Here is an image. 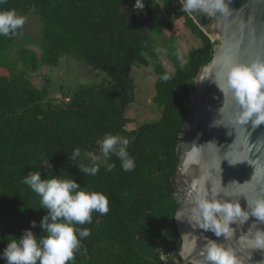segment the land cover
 <instances>
[{
  "label": "trees",
  "instance_id": "obj_1",
  "mask_svg": "<svg viewBox=\"0 0 264 264\" xmlns=\"http://www.w3.org/2000/svg\"><path fill=\"white\" fill-rule=\"evenodd\" d=\"M130 0H6L0 11L15 9L28 22L38 17L44 26L42 42L28 37L0 36V252L12 237L36 221L33 233L43 235L39 223L47 213L39 196L22 183L28 172L42 179H74L82 190L103 193L109 212L92 213V223L76 225L90 235L81 241L69 264H182L181 235L176 215L182 205L177 197L176 171L180 136L191 112V92L200 70L214 56L213 43L181 11L179 0H160L169 18L180 16L188 30L202 41L180 64L177 48L158 54L146 28L161 12V3L146 0L147 20L141 24L125 12ZM130 10V9H129ZM173 28L171 23L163 25ZM174 37L169 44L173 45ZM168 44V45H169ZM169 47V46H167ZM74 57L95 73L105 74L99 84L80 85L54 99L53 80L35 86L31 79L44 67L58 68L61 60ZM167 57L176 67L170 73L159 62ZM152 67L157 75L154 104L161 118L136 129L128 112L136 101L134 68ZM168 74V81L161 76ZM65 87H62L64 89ZM106 134L129 140L127 151L135 167L125 172L115 156H103ZM81 149L80 163L96 157L95 176L82 174L69 160ZM112 167L109 171V167ZM0 264L5 261L0 259Z\"/></svg>",
  "mask_w": 264,
  "mask_h": 264
},
{
  "label": "water",
  "instance_id": "obj_2",
  "mask_svg": "<svg viewBox=\"0 0 264 264\" xmlns=\"http://www.w3.org/2000/svg\"><path fill=\"white\" fill-rule=\"evenodd\" d=\"M226 3L228 14L186 12L216 46L213 60L197 75L192 110L180 136L175 179L182 205L176 215L182 264H202L201 251L207 240L231 248L238 264H264V250L248 243L255 231H264V222L255 217L244 223L237 220L230 225L229 234L216 237L200 228L193 213L197 200L205 194L220 202L239 203L244 210H248L247 202L264 199V124L242 121L239 105L226 89L230 63L264 60V0Z\"/></svg>",
  "mask_w": 264,
  "mask_h": 264
},
{
  "label": "clouds",
  "instance_id": "obj_3",
  "mask_svg": "<svg viewBox=\"0 0 264 264\" xmlns=\"http://www.w3.org/2000/svg\"><path fill=\"white\" fill-rule=\"evenodd\" d=\"M6 0H0V4ZM181 11L191 13L202 11L209 16L217 12L228 14L226 0H180ZM134 7L142 10V0H135ZM25 17L18 15L15 9L0 11V36H15L25 24ZM157 53L167 54L165 49H156ZM181 63H186L177 53ZM168 74L161 80L168 81ZM220 91L222 89L218 86ZM226 89L239 105L242 121H251L252 125L264 124V60L257 59L250 64L230 63L226 69ZM101 144L103 156L115 155L121 161L125 172L134 170V159L127 148L129 140L120 135L106 134ZM81 149L75 148L69 160L75 164L82 174L95 176L99 171L96 157H91V164L79 162ZM114 165L109 167L111 171ZM22 183L40 198L41 209L46 211L39 227L43 235L37 237L32 228L37 222L32 221L31 227L22 232L19 239L12 237L0 252V259L5 264H69L74 261L81 241L90 235L87 228L76 225L92 223V213L105 215L109 212L108 198L99 192H87L74 179H42L40 172H28ZM248 210L240 204L220 202L209 199L207 194L200 197L193 209L194 219L203 230L211 231L216 237L230 233V225L237 220L244 223L250 217L264 222V199L247 202ZM249 245L257 250H264V231L257 230L248 240ZM202 264H238L231 248H225L213 240H207L201 251Z\"/></svg>",
  "mask_w": 264,
  "mask_h": 264
},
{
  "label": "rangeland",
  "instance_id": "obj_4",
  "mask_svg": "<svg viewBox=\"0 0 264 264\" xmlns=\"http://www.w3.org/2000/svg\"><path fill=\"white\" fill-rule=\"evenodd\" d=\"M157 2L159 4L161 3L160 0H157ZM167 11V8L162 5L161 12L155 14V20L146 28V33L151 35V41L155 49H163V46H165L166 49L172 53V47H176L179 56L186 61L190 51L200 48L203 43L186 28L184 23L185 19L183 17L175 16L169 18ZM28 20L29 21L25 22L22 28L23 35L19 41L25 42L28 37H31L36 43L42 42L44 33L43 23L38 17H31V19L29 18ZM165 23H171L173 26L172 30L163 28ZM173 37L174 43L171 45L169 42ZM75 61L74 57H66L61 60V64L58 68L44 67L38 73L33 74L31 79L34 81L36 87L43 88L47 85L48 76L52 78L54 89L52 97L59 101H61L64 92L75 90L80 85L99 84L103 81L105 74L95 73L89 69H80V67H78L80 63ZM159 62L170 73L175 72L176 67L174 63L167 57L161 56ZM179 62L182 64L180 59ZM184 64L185 63L182 65ZM80 65L83 66L82 64ZM0 71L2 72L5 70L0 69ZM131 79L136 87V101L128 112V116L136 121L130 128L132 130L138 128L147 121L159 120L161 118V110L157 109L154 104V99L157 96V75L153 68L136 67L131 74ZM62 87L65 88L62 89ZM189 106L192 108L191 102Z\"/></svg>",
  "mask_w": 264,
  "mask_h": 264
},
{
  "label": "flooded vegetation",
  "instance_id": "obj_5",
  "mask_svg": "<svg viewBox=\"0 0 264 264\" xmlns=\"http://www.w3.org/2000/svg\"><path fill=\"white\" fill-rule=\"evenodd\" d=\"M142 2L144 3V8L140 10L134 7L135 0H130L125 12H130L131 16H133L136 20H139L140 22L142 21L144 23L148 18V11L145 3L146 0H142Z\"/></svg>",
  "mask_w": 264,
  "mask_h": 264
},
{
  "label": "built area",
  "instance_id": "obj_6",
  "mask_svg": "<svg viewBox=\"0 0 264 264\" xmlns=\"http://www.w3.org/2000/svg\"><path fill=\"white\" fill-rule=\"evenodd\" d=\"M162 260H163V262H164L165 264L168 263V261H169V257H168V255H167L166 252L162 254Z\"/></svg>",
  "mask_w": 264,
  "mask_h": 264
},
{
  "label": "crops",
  "instance_id": "obj_7",
  "mask_svg": "<svg viewBox=\"0 0 264 264\" xmlns=\"http://www.w3.org/2000/svg\"><path fill=\"white\" fill-rule=\"evenodd\" d=\"M76 62V61H75ZM78 67H80V69H87L88 70V68H85V67H83V66H81L80 64L78 65ZM90 70V69H89ZM92 71V70H91Z\"/></svg>",
  "mask_w": 264,
  "mask_h": 264
}]
</instances>
